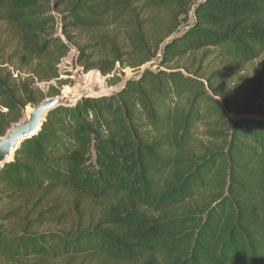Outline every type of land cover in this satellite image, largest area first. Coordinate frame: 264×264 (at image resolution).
Segmentation results:
<instances>
[{
	"label": "trees",
	"instance_id": "obj_1",
	"mask_svg": "<svg viewBox=\"0 0 264 264\" xmlns=\"http://www.w3.org/2000/svg\"><path fill=\"white\" fill-rule=\"evenodd\" d=\"M192 1V23L163 44L146 13L185 19L186 0H0L12 55L46 79L68 49L57 23L68 41L71 30L117 25L132 67L160 53L116 93L51 110L0 166V202L99 206L94 222L65 230L50 228L61 214L40 224L56 204L35 220L0 212V254L12 264H264V104H236L228 82L264 55V0ZM100 36L106 58L84 65L106 75L123 56L116 34ZM254 79L263 88L264 65ZM19 89L0 67V135L43 99Z\"/></svg>",
	"mask_w": 264,
	"mask_h": 264
},
{
	"label": "rangeland",
	"instance_id": "obj_2",
	"mask_svg": "<svg viewBox=\"0 0 264 264\" xmlns=\"http://www.w3.org/2000/svg\"><path fill=\"white\" fill-rule=\"evenodd\" d=\"M188 4H185V9L187 12V17L183 19V16L174 17L171 20V23L167 22V13L159 12L146 13V18L144 19L145 23H148V26L151 24L152 20L158 22V24L164 29L163 44L170 40L174 35L183 31L187 28L189 24L193 21V8L196 5L197 1L193 2L192 0H186ZM199 1V0H198ZM55 15L59 16V9L53 11ZM143 20L144 16L141 15ZM58 34L63 38L65 42L68 43V49L66 55L62 58L60 63L56 65V71L58 72L57 77L46 79L41 77L38 74L33 73L31 70L26 69L25 67H20L17 62L16 56L12 55L13 43L9 36L6 34L5 24L0 21V67H2L5 73H8L11 77V85L15 88V91L18 92L19 87L22 84H25L26 87L32 90V96L37 97H48L50 94L57 93L59 94H70L72 91V85L74 82L78 81L82 83L79 78L84 77V75L89 72L96 73L99 77L102 78V86L108 88H121L124 81L128 78L135 77L143 69H156L160 64V53L156 54L151 61L142 65L141 67H132L129 65V47L124 43L122 38V31L120 28L116 29L117 25H109L106 29L102 30L100 34L94 35L89 33H79L76 30H71L70 34L73 38L68 41L60 33L61 27L57 23ZM147 27V26H146ZM116 34L115 43L116 47H119V51L122 53L123 59L122 62L115 63L113 70L106 74L102 75L98 68H93L89 71L85 70V62L89 64L101 65V58H106L105 52L101 51L98 47V37H107L109 35ZM166 35V36H165ZM93 44H96L95 46ZM85 46L84 48H80ZM126 54V55H125ZM106 64V60L104 61ZM264 65V55L254 62L245 65L240 72L236 73L229 79L230 83V95L235 96L236 104L240 102L248 101L251 102L254 100L255 106H260L264 104V86L256 89L254 76L256 70H260ZM213 67H219V65H214ZM209 67H206L207 69ZM17 70L18 74L16 77L13 76L11 70ZM204 69V71H205ZM111 80V82H110ZM92 87V86H91ZM93 88H96L93 86ZM98 88V87H97ZM251 103H248L247 106H250ZM31 104L24 106V110L28 111L31 108ZM5 111V109H3ZM244 116L256 117V114L247 113ZM54 200H59V202L53 203ZM66 200V197L53 199V196L49 198H41L37 201H23L22 199L17 200H5L0 202V212H4L10 209L16 208V213L18 215H25L28 220H35L41 211H45L50 207L56 204V208L50 209L53 215L46 216L45 213L40 215V224H45L47 226L50 223L49 221L52 218L62 215L60 219H54L51 221L50 228L55 229H69L71 227H76L78 225H86L88 222H94L99 215L98 204H70ZM40 228H45L40 226ZM0 264H12L10 260L4 258L0 254Z\"/></svg>",
	"mask_w": 264,
	"mask_h": 264
},
{
	"label": "water",
	"instance_id": "obj_3",
	"mask_svg": "<svg viewBox=\"0 0 264 264\" xmlns=\"http://www.w3.org/2000/svg\"><path fill=\"white\" fill-rule=\"evenodd\" d=\"M118 90L108 87L96 89L76 81L72 85L70 94L44 97L37 104H33L28 111L22 108L18 120L11 122L4 134L0 135V166L13 161L20 144L40 131L48 113L54 108L60 106L73 107L80 99L107 96L116 93Z\"/></svg>",
	"mask_w": 264,
	"mask_h": 264
},
{
	"label": "bare ground",
	"instance_id": "obj_4",
	"mask_svg": "<svg viewBox=\"0 0 264 264\" xmlns=\"http://www.w3.org/2000/svg\"><path fill=\"white\" fill-rule=\"evenodd\" d=\"M79 80L82 82L81 84L87 87L93 88V86L100 88L102 85V78L99 77L94 72H89L88 74L84 75V77L79 78Z\"/></svg>",
	"mask_w": 264,
	"mask_h": 264
},
{
	"label": "built area",
	"instance_id": "obj_5",
	"mask_svg": "<svg viewBox=\"0 0 264 264\" xmlns=\"http://www.w3.org/2000/svg\"><path fill=\"white\" fill-rule=\"evenodd\" d=\"M11 72H12V74H13L14 77H16L17 74H18V71L17 70H14V69H12Z\"/></svg>",
	"mask_w": 264,
	"mask_h": 264
}]
</instances>
